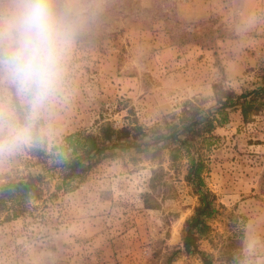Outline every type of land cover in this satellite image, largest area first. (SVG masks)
Wrapping results in <instances>:
<instances>
[{
	"label": "rangeland",
	"instance_id": "374dc122",
	"mask_svg": "<svg viewBox=\"0 0 264 264\" xmlns=\"http://www.w3.org/2000/svg\"><path fill=\"white\" fill-rule=\"evenodd\" d=\"M78 4L86 22L68 54L60 95L31 146L0 156V184L43 175L38 199L0 210V264H169L198 202L185 180V153L173 162L171 145L131 148L63 181L58 165L72 149L60 154L59 147L65 136L96 134L106 123L163 131L185 110L211 113L217 89L239 94L263 85L264 0ZM0 110L17 119L25 113L2 79ZM193 150L218 209L200 249L214 264H225L223 251L235 255L231 264H264V112L243 122L238 110H227ZM170 264L201 262L179 254Z\"/></svg>",
	"mask_w": 264,
	"mask_h": 264
},
{
	"label": "trees",
	"instance_id": "16d2710c",
	"mask_svg": "<svg viewBox=\"0 0 264 264\" xmlns=\"http://www.w3.org/2000/svg\"><path fill=\"white\" fill-rule=\"evenodd\" d=\"M216 95V107L211 113L204 114L193 107L189 111H183L177 121L165 123L163 131L160 128L145 131L140 126L114 129L106 123L98 127L96 134L79 132L65 136L64 144L59 147L60 154H66L69 147L72 149V156L58 165L63 181L80 176L104 156H112L131 148L141 150L160 143L159 147L171 145L170 157L173 162L181 152H184L188 160L185 180L198 202L193 214L185 221L182 249L173 251L167 263L170 264L177 255L184 254L197 257L201 264H214L213 256L200 249L199 241L208 238L212 231L209 221L218 214L215 206L216 196L206 187L203 178L206 166L199 151L193 150L194 142L197 136L212 132L216 118L220 122L225 121L227 110H238L243 122H248L253 115L264 112V84L239 94L230 89L220 88L217 89ZM153 133L156 135L152 137ZM149 137V142L145 141ZM32 151L37 153L38 149ZM39 158L43 162L44 153ZM42 180L43 175L37 173L0 184V210L7 202L38 199ZM232 242L234 243L233 240ZM223 254L222 259L225 264H231L236 259L235 255L227 251H223Z\"/></svg>",
	"mask_w": 264,
	"mask_h": 264
},
{
	"label": "clouds",
	"instance_id": "9594fccd",
	"mask_svg": "<svg viewBox=\"0 0 264 264\" xmlns=\"http://www.w3.org/2000/svg\"><path fill=\"white\" fill-rule=\"evenodd\" d=\"M85 22L78 0H0V79L25 104L23 119L0 110V156L33 143L40 118L62 91Z\"/></svg>",
	"mask_w": 264,
	"mask_h": 264
}]
</instances>
